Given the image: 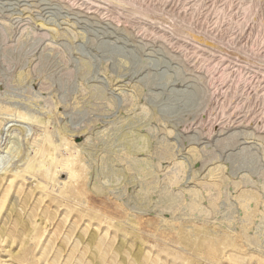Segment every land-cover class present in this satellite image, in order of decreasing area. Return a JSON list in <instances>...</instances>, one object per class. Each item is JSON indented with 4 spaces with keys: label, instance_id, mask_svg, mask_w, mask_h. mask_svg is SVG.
Returning <instances> with one entry per match:
<instances>
[{
    "label": "rangeland",
    "instance_id": "obj_1",
    "mask_svg": "<svg viewBox=\"0 0 264 264\" xmlns=\"http://www.w3.org/2000/svg\"><path fill=\"white\" fill-rule=\"evenodd\" d=\"M0 264H264V0H0Z\"/></svg>",
    "mask_w": 264,
    "mask_h": 264
},
{
    "label": "bare ground",
    "instance_id": "obj_2",
    "mask_svg": "<svg viewBox=\"0 0 264 264\" xmlns=\"http://www.w3.org/2000/svg\"><path fill=\"white\" fill-rule=\"evenodd\" d=\"M45 133H46V137H47V140H46L47 142H46L45 147L43 149V153H44L45 159L51 160L52 152L58 151V150H57V147L53 143L51 131L48 127L45 129ZM55 159H56V163L58 165H61V166L65 165L64 160L59 158V156H57Z\"/></svg>",
    "mask_w": 264,
    "mask_h": 264
}]
</instances>
